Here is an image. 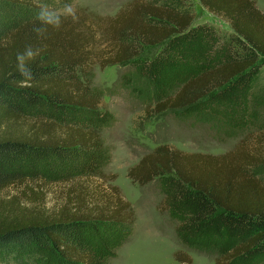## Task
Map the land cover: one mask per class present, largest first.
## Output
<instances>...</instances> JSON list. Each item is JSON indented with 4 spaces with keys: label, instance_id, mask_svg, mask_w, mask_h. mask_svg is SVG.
<instances>
[{
    "label": "trees",
    "instance_id": "16d2710c",
    "mask_svg": "<svg viewBox=\"0 0 264 264\" xmlns=\"http://www.w3.org/2000/svg\"><path fill=\"white\" fill-rule=\"evenodd\" d=\"M199 1L230 25V36L197 23L192 0H137L116 17H98L101 22L92 25L88 13L79 12L77 22L65 19L60 30L48 28L39 37L34 31L38 0H0L22 16L0 38V131L20 120L63 131L58 137L50 130L0 137V193L24 180L73 182L52 211L37 205L0 216V264H11L14 254L22 255L19 264H108L131 235L135 213L119 188L86 182L104 176L100 133L84 124L101 105L91 87L95 65L144 64L142 72L152 81L191 72L175 96L156 104V111L209 110L234 125L247 122L264 94V13L255 0ZM100 32L106 37L102 48L97 47ZM28 45L42 51L32 65V87L21 88L15 57ZM263 167L260 146L243 140L222 156L160 146L128 176L140 186L160 181L161 210L179 221L176 235L183 245L235 243L224 258L256 264L264 260V181L254 171ZM31 195L44 200L41 192ZM176 259L192 264L186 253H176Z\"/></svg>",
    "mask_w": 264,
    "mask_h": 264
},
{
    "label": "rangeland",
    "instance_id": "374dc122",
    "mask_svg": "<svg viewBox=\"0 0 264 264\" xmlns=\"http://www.w3.org/2000/svg\"><path fill=\"white\" fill-rule=\"evenodd\" d=\"M137 0H59L60 5L71 3L77 13L85 11L90 24L101 22L99 18L110 19L129 9ZM264 13V0H255ZM197 23L215 26L222 35L233 33L230 25L209 13L199 0H192ZM99 17V18H98ZM22 19L18 11L0 2V38L13 27L15 20ZM100 27V25H99ZM103 33L98 34V48L106 44ZM147 58H151L152 54ZM95 57L97 56L94 52ZM144 60V59H143ZM144 64L128 63L125 66L112 65L101 69L94 66L92 90L101 101L98 113L89 116L85 125L93 126L99 133L103 145V177L86 182H97L104 187H118L123 198L135 213L131 235L114 249V258L108 264H180L176 253L188 254L192 264H234L224 258L226 251L235 247L216 240H207L194 247L182 244L176 235L179 225L173 216L161 210L164 192L157 179L140 186L129 178V171L145 155L157 147L168 146L173 150L192 154L222 156L232 152L243 140L260 146L264 153V94L261 93L243 125L228 123L221 113L202 110L199 113L183 108L156 111V104L175 96L192 77L191 72L166 74L152 81L142 72ZM260 85L264 86V67ZM263 88V87H260ZM262 89H259L261 92ZM254 117V118H253ZM250 124V125H249ZM50 130L51 136L58 137L63 131L59 126L20 120L8 124L0 131V137L9 135H42ZM252 138V139H250ZM261 142L258 144L257 142ZM264 181V167L254 171ZM84 179L78 181L83 182ZM73 182L39 184L24 180L0 193V216L20 212L23 207L41 208L52 211L62 202L65 189ZM31 191L41 192L43 202L34 200ZM37 202V203H35ZM14 254L11 264L22 263V255ZM16 256V257H14ZM1 258V255H0ZM256 264H264V260Z\"/></svg>",
    "mask_w": 264,
    "mask_h": 264
},
{
    "label": "clouds",
    "instance_id": "9594fccd",
    "mask_svg": "<svg viewBox=\"0 0 264 264\" xmlns=\"http://www.w3.org/2000/svg\"><path fill=\"white\" fill-rule=\"evenodd\" d=\"M38 11L36 19L39 24L34 28L37 36L44 37L48 28L60 30L64 20L71 18L73 22L79 20L76 9L71 3L60 5L59 0H53L52 3L40 2L37 3ZM42 49L28 45L22 52H18L15 57L16 71L20 77L18 83L21 88L32 87L35 80V73L32 65L41 55Z\"/></svg>",
    "mask_w": 264,
    "mask_h": 264
}]
</instances>
